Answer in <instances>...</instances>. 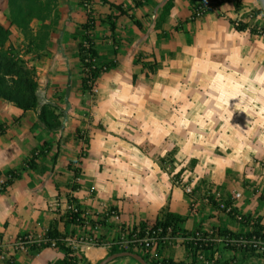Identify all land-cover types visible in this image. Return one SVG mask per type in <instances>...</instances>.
Instances as JSON below:
<instances>
[{"label":"crops","instance_id":"obj_1","mask_svg":"<svg viewBox=\"0 0 264 264\" xmlns=\"http://www.w3.org/2000/svg\"><path fill=\"white\" fill-rule=\"evenodd\" d=\"M165 1L149 0L141 7L135 6L133 0H106L107 4H104L106 6L96 5L97 8L100 7V12H106L105 16L111 13L116 16L114 20L117 33H119L120 48L117 55V66L105 73L110 82H119V78L123 75L126 81L133 83L132 75L134 73L137 74L138 78L137 65L133 64L134 57L138 52L143 51L145 46L156 48L159 45L157 44V33L161 30L154 29L153 25L154 19ZM55 3L59 18L57 25L48 37L46 47L48 54L36 56L35 52H28L25 58L28 65L34 69L39 85V107L45 103L56 105L62 113V125L58 131L62 130V135L65 136L69 131L86 126V118L82 119L85 115L84 111L80 112L74 106L63 109L60 107L61 99L76 103L85 97V94L82 91L81 93L78 87L81 70L76 48L78 27L85 23L86 16L80 0H55ZM111 3L120 5L125 13L112 8ZM242 4L243 6L249 5L250 8L264 9V0H242ZM231 8H234L232 1L223 2L214 7L212 12L207 13L206 17H216L215 14ZM146 13L150 14L152 19L148 24L149 28L143 23L141 29L137 28L131 17L142 22L141 18ZM188 15L189 0H173V7L167 21L163 24L166 39L171 36L170 29L175 20L181 17L185 19ZM146 17L148 18V15ZM8 19L7 1L0 0V23L9 27L12 32V45L21 43L24 39L22 37L15 39L19 35V30L10 25ZM218 22L219 27H207L208 34L213 36L214 41L217 40L216 43L210 44L212 47H208L209 52L216 51V49L219 51L226 49L228 56L218 58L223 64L232 63V61L235 63L242 62L240 58L243 54L246 55L251 65L257 63L255 61L257 59L262 60L260 57L264 56V41L256 39L254 42H250L248 37H245L243 41L240 34H245L246 30L237 32L233 27H222L224 26L222 25L224 22L222 17ZM95 24L97 30V33L93 35L95 45L97 48L99 47V50H105L101 44H105V39L103 42L105 36H110L108 26L102 21V17L100 20H96ZM100 36L102 37L100 38ZM108 47L110 46L108 45L106 49ZM101 53L105 54V51ZM212 59L214 57H209L208 61L210 62ZM137 78L135 81L138 80ZM148 93L150 92L108 90L106 107L101 111H96V117L104 120L108 128L113 130L124 129L127 126L138 130H147L149 123L159 122V120L172 124L173 118L168 116L170 110L168 107H164L161 101L156 100V103L154 101L153 108L147 106ZM121 98L128 99V102L123 104ZM121 102L123 106L120 104ZM39 107L36 110L24 111L11 102L0 99V180L3 179V173L9 169H15L20 173V178L0 193V238L5 241H10L25 232H39L48 229L51 225H55L59 231L67 235H71L73 230L78 231L79 228L62 218L69 197L76 198L82 212L94 218L99 217L108 206L115 208L120 212L119 222L125 227H131L141 220L149 224L153 223L162 212L170 210L185 216L186 219L180 224L182 229L193 230L197 226L205 229L217 227L233 234H239L249 232L253 227L251 222H257L261 226V232L264 233V197H261L260 194L250 195L242 187L236 189L240 192V197L233 201L234 208L238 213L249 215L251 220L254 219L250 223L239 221L227 213L212 209L208 205L203 210L195 208L190 211L189 202L192 198L184 195L178 186L170 181L168 173L164 172L157 162V156L141 154L138 156V165L128 164V169L125 165L121 172L118 166L112 164L107 167L105 172L101 171L100 168L102 159L91 153L82 160V172L84 178L92 179V186L96 190L94 196L90 197L88 191L81 188L83 186L78 190L67 187L66 182H64L67 171L63 170L67 159L63 156L61 152L63 148H60L59 143L55 144L54 150L52 145L48 143L52 133L47 131L38 121ZM164 112L167 115L166 118L161 116ZM172 114L176 115L177 113L172 111L170 115ZM244 118L241 119L242 122L234 120L227 124H218L214 121L211 122L212 124L205 125L208 129L204 130L207 131L204 140L207 139L208 143L204 142V144L213 146V149L217 148L220 152L224 151L225 155L215 154L214 150L208 154L205 153L204 155L207 157L204 160L202 155H197V158L200 157L201 160L198 161L194 171L190 174L194 175L196 179L207 180L212 189L223 185L228 168H234L241 174L245 167V170L252 177L255 175V170L258 171L252 161L264 162V127L250 120L247 116ZM191 127H193V123ZM144 141L143 139L142 142ZM187 141L189 144H193L189 138ZM46 142L47 145L44 144ZM94 142L95 139H92L90 145H94ZM43 144L45 146L39 148ZM34 147H38L35 161L50 166L48 170L41 172L39 168L31 169L28 167L27 161ZM56 150L59 154L55 163L48 164L51 155ZM252 158L254 159L252 160ZM115 160L109 162L113 163ZM130 161L131 159H129ZM203 161L206 162L205 165L201 164ZM121 177L128 178L125 191H123L126 194L124 201L116 200L114 197V195L117 196L116 190L118 189L115 190L116 184L111 181V179ZM102 178H107V180ZM133 178L139 179L138 184L134 183ZM109 222L112 223V218ZM110 223L99 224L98 232L106 241L114 239L119 234L118 228L111 226ZM82 231L81 228L80 233ZM180 242L178 239L175 241L176 244L164 246L161 249L162 255L171 257L176 262L184 261L186 264H194L191 256ZM80 250L91 264H97L108 253V248L101 245H81ZM63 255L61 250L50 246L39 249L37 252L34 250L17 251L14 254L13 264H49L57 258H62ZM196 258L198 260L195 264H264V254L256 255L246 249H228L220 245L211 251L198 252ZM106 264L139 263L131 257L125 256L111 260Z\"/></svg>","mask_w":264,"mask_h":264},{"label":"rangeland","instance_id":"obj_2","mask_svg":"<svg viewBox=\"0 0 264 264\" xmlns=\"http://www.w3.org/2000/svg\"><path fill=\"white\" fill-rule=\"evenodd\" d=\"M105 1L101 3V7L106 6L104 5ZM230 1L234 5V0H223L222 2L227 3ZM240 3V11H236L235 7L233 8L234 10L232 8L225 9L215 14L216 17L213 16L211 18H207L206 13L194 21L186 20L190 15L189 11V15L185 19L181 17L175 20L170 29L171 36H168V39H166V31L158 32L157 44L159 45L156 48L145 46V49L141 51L145 60L155 62L157 66L156 72L149 77H145L140 73V66L137 65V81L128 82L122 75L119 78V82L115 83L108 80V75L105 74L108 70L102 73L94 82L95 90L93 91L91 89L83 91L80 84H78L80 89L78 90L85 94V97L80 102L72 103L63 99L60 100L62 109L74 106L78 111H84L85 115L82 119L86 118V126L84 128H76L69 131L68 134L66 133L65 136L62 135V130L60 131L61 133L58 130L53 131L49 138L48 143L52 145L53 150L56 143H59L60 148H63L61 152L67 159V163L63 168V170L67 171L64 181L67 187L78 190L83 186L81 188L87 190L90 197L94 196L96 190L92 186V179L84 178L82 172V160L86 155L92 153L102 159L100 163L101 171L106 172L109 165L115 164L122 172L125 165L127 169L128 164L138 165V156L147 154V156H157V162L162 167V170L168 173L170 181L178 186L184 195L192 198L189 202L190 211L195 208L203 210L208 205L212 209L224 212L219 208V205L216 206L215 204L216 201L219 203L221 196L211 193L210 183L207 180H203V178L196 179L190 172L194 171V167L201 160L200 157L197 158V155H202L203 160L207 157L204 154H208L212 150L215 151V154L225 155L224 151L220 152L217 148L213 149V146L204 144V142L208 143L207 139L204 140V136L207 135V131L204 130L208 129L205 127L206 124L214 121L218 124H227L234 120L242 122L241 119H245L244 116H247L250 120L264 127V56H259L262 60H255L257 63H253V65H251L245 54L240 58L242 62L235 63L232 61V63L223 64L218 58L228 56L226 49L222 51L216 49V51L212 50L211 52L208 50V47L211 46L210 44L216 43L217 40L214 41L213 36L208 34L207 27H219L218 21L222 17L225 22H223L222 25L224 26L222 27L229 26L232 28L233 26L230 22L228 23V20L239 21L243 19L242 13H249L253 9H258L255 7L250 8L249 5L243 6L242 0H240ZM99 8L98 6V8L95 7L94 9L93 16L96 20H100L101 17L104 19L105 17L106 12H100ZM83 12L87 20V13L84 9ZM230 12L232 13L229 14ZM99 14L101 15L100 17ZM147 15L148 18L146 17ZM141 20L143 25L149 28L148 24L152 20L150 14H144ZM243 20L248 21V18ZM251 24L255 31L252 33L246 30L245 34H240L241 39L244 41L245 37H248L250 42H254L256 39L264 41V14L260 13L259 16H255L251 20ZM95 25L91 30H88L90 33L89 37L93 41V35L97 33ZM154 29L156 28L154 27ZM18 33L19 35L16 38L13 35L14 38H23L20 31ZM108 39L110 43L107 41ZM112 41L111 36H105L103 38L105 44H101L105 50L99 51L106 52V47L108 45L111 47ZM236 41L239 42L237 39ZM23 42L24 40L21 43L12 45V51L15 53L20 52ZM209 57H214V59L209 62ZM242 58L244 59L242 60ZM117 89L150 92L147 94V106L153 108L155 105L154 101L155 103L156 100L161 101V104L170 110L168 116L173 118L172 124L159 120V122L149 123L147 130H138L131 126L119 130L109 129L106 122L96 117L95 113L105 109L107 91ZM153 92L156 93L154 94ZM120 100L123 104L128 102V99L125 98ZM122 102L120 103L121 105ZM172 111L177 114L170 115ZM233 115L235 116L234 119ZM161 116L166 118L167 115L164 112ZM192 123L193 127H191ZM187 138L193 144H189ZM92 139H95V142L91 146ZM143 139L145 140L144 142H142ZM129 159H131L130 162ZM111 160H115V162H109ZM254 162L252 161V164H255L254 167L259 171L255 170L254 176L250 177L251 174L245 170V167L241 174L234 168H228L223 185L215 187V189L220 193H225L229 197V202L239 198H231L234 192H238L236 191L238 187L246 189V193H250V195L260 194L261 197H264V174H262L264 162H258L257 160ZM48 164H51V159H49ZM201 164L205 165L206 162L203 161ZM3 178H5L4 175ZM102 179L107 180V178ZM126 180L128 178L111 179L116 184L115 190L118 189L116 190L117 196L114 195L116 200L124 201L126 194L123 191H125ZM133 180L134 183L138 184V178H133ZM187 187H191L190 192L186 191ZM211 199L215 202L213 203ZM110 210L112 209L108 206L97 218L91 217L89 214L87 216L92 220L100 219V221H105L104 223H110L109 220L112 218L111 214H109ZM116 212L120 213L117 210ZM104 215H106L105 220ZM119 219L120 215L118 219L112 218V223H110L111 226L118 228L117 231H119L122 224ZM201 230L204 231L205 228L201 227ZM111 240L113 239L107 241ZM180 244L182 243L180 242Z\"/></svg>","mask_w":264,"mask_h":264},{"label":"trees","instance_id":"obj_3","mask_svg":"<svg viewBox=\"0 0 264 264\" xmlns=\"http://www.w3.org/2000/svg\"><path fill=\"white\" fill-rule=\"evenodd\" d=\"M7 6L9 10V22L10 25L15 26L23 36L24 42L22 44L21 51L15 53L12 51V32L9 27H5L0 23V99L11 102L16 107L22 110H36L39 107V97H38V82L35 77L34 69L28 65L27 59L25 55L28 52H35L36 56L47 55V41L50 32L55 28L58 22V11L56 7L55 0H6ZM149 0H133V3L137 7L143 6ZM223 0L216 1H203V0H189V11L190 15L187 17V21H194L199 18L201 15L210 13L213 11L214 7L222 4ZM81 6L83 7L82 1H80ZM112 8L118 10L121 13H125L120 5L110 4ZM173 7V0H166L164 4L160 7L156 18L154 19V27L156 29H160L163 31V24L167 21V18L170 14L171 8ZM234 7L236 11L241 10L240 0H234ZM94 9H91L89 13H87V20L85 23L81 24L78 27L77 35V56L79 67L81 69V78L79 80L80 87L83 91L90 90L93 86L94 82L100 77V75L110 69H113L117 66V55L119 53L120 48V38L118 37L115 20L116 17L113 13L107 14L102 21H104L109 29L110 36L112 37V46L108 47L105 54H102L95 42L89 37L90 33L88 30H91L95 25V17L93 16ZM263 13L264 9H253L249 13H242L243 19L248 18V21H244L243 19L239 21L229 20L232 24L235 31H245L248 30L250 32H254L255 29L251 24V20L255 18L258 14ZM134 25L141 29L143 27L142 22L135 17H131ZM178 28V27H175ZM164 32V31H163ZM87 43V46L85 45ZM39 51H41L39 53ZM93 59V60H92ZM134 65L140 66V73H142L145 77H149L151 74L156 72L157 66L155 62L150 60H145L143 54L138 52L133 60ZM137 78V74L132 75V81L134 82ZM62 113L56 107V105L51 103H45L39 107V111L37 114L38 121L44 126V128L53 132L58 130L62 125L61 120ZM47 145V142L44 143ZM41 145L39 148H43L45 145ZM38 147H34L27 161L28 167L31 169H40L41 172H44L50 168V166L37 163L35 160L37 158ZM58 150H56L51 155V163L54 164L58 157ZM1 174V171H0ZM6 177L4 182L1 184L0 193L4 192L6 188L14 183L15 180L20 178V173H18L15 169H9L3 173ZM211 201L214 203L211 199ZM69 203H74L79 208V213H82L80 209L77 199L74 197H69ZM216 206L219 205L217 201L215 202ZM113 211H116L115 208H111ZM234 211L235 208H234ZM231 215L230 213H228ZM85 218L87 216L84 214ZM233 216V215H231ZM106 215H104V220ZM63 219L67 222L74 224L79 230H73L72 236L78 237L80 234V230L83 226V217H80L78 213H73L72 215L64 212ZM245 220L242 221L244 223H250L251 217L249 215H243ZM103 219V215H102ZM185 216H182L174 211H164L158 216L153 223H147L143 220L139 221V223L131 226L125 227L124 224H121L119 231L114 240H118L121 234H125L129 237L132 233L140 230V234H143V231L148 227H158L160 226L163 229V233L165 234L167 229L171 230V237L168 240H165L161 249L164 246H169L175 244L174 236L180 234L182 236L194 235L195 231L201 230L200 226H197L193 230L182 229L180 224L185 220ZM105 221H100V219H89V223L91 224V228L94 227L95 224H102ZM253 227L249 232L233 234L224 229H220L217 227H209L204 231L205 233L208 230H212L215 233L223 234L230 233L233 235H262L261 226L257 222H251ZM48 237L56 240L54 248L61 250L64 255L62 258H57L51 261L49 264H91V262L86 258V256L82 253L79 248H72L67 245L63 239L67 236L66 233L61 232L57 229L55 225H51L48 228L47 232ZM182 245H184L185 250L192 258V262L197 263V255L198 252L204 250H213L218 246L215 242H202L200 240H183ZM48 244H42L40 247H36L34 252H37L39 249L44 247H49ZM224 247V246H223ZM224 248L235 249V247L225 246ZM159 251V258H151L139 245L130 244L128 246H124L122 244H112L108 248V254L129 250L139 253L148 264H186L184 261L176 262L171 257H165L162 255V251ZM252 254L259 255V253H255L252 250H247ZM125 257V256H121ZM116 257L115 259L121 258ZM114 260V259H113ZM137 262V261H136Z\"/></svg>","mask_w":264,"mask_h":264},{"label":"built area","instance_id":"obj_4","mask_svg":"<svg viewBox=\"0 0 264 264\" xmlns=\"http://www.w3.org/2000/svg\"><path fill=\"white\" fill-rule=\"evenodd\" d=\"M83 4V9L86 13H89L91 9H95L97 4H101L103 0H80ZM210 1V0H203ZM220 1V0H216ZM87 46V43H85ZM93 60V59H92ZM91 90H95V86L93 85ZM6 178V177H5ZM5 178L0 180L2 184ZM186 191L190 192L191 187H187ZM211 193L216 194L217 196H221L219 201V208L225 213H230L239 221H244L243 215L234 211V203L229 202V197L225 193H220L216 189H211ZM240 197V192H234L231 195V198ZM64 211L70 215L73 213H78L80 217H83V231L78 235V237H74L72 235H67L63 239V241L72 248H79L81 245H101L106 248H109L110 245L114 243L122 244L125 247L130 244L139 245L151 258H159V251L161 249V245L165 240L170 239L171 230L168 228L165 234L163 233V229L158 226L148 227L143 231V234H140V230L138 229L134 233H132L129 237L125 234H121L118 240L104 241L98 232L99 224H95L93 228H91V224L89 223V218H85L84 213H79V208L74 203H67ZM113 210H110L111 217L118 219L119 214ZM48 229L34 232L29 231L17 235L14 239L10 241H5L0 238V264H13L14 262V254L17 251L25 252L31 251L36 247H40L42 244H48L50 247H54L56 240L48 237L47 235ZM175 241L178 239L183 242V240H200L205 242H215L221 247L231 246L239 249L252 250L259 254H264V233L262 235H233L230 233L218 234L213 232L212 230L205 231L198 230L195 231L194 235L182 236L177 234L174 236Z\"/></svg>","mask_w":264,"mask_h":264},{"label":"water","instance_id":"obj_5","mask_svg":"<svg viewBox=\"0 0 264 264\" xmlns=\"http://www.w3.org/2000/svg\"><path fill=\"white\" fill-rule=\"evenodd\" d=\"M121 256H129L135 261H137L139 264H148L139 253L134 252V251H129V250L117 251V252L108 254L106 257L101 259L97 264H106L109 261L115 259L116 257H121Z\"/></svg>","mask_w":264,"mask_h":264}]
</instances>
